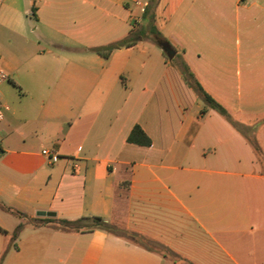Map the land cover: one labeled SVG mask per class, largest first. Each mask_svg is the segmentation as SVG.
Here are the masks:
<instances>
[{
	"label": "crops",
	"instance_id": "crops-1",
	"mask_svg": "<svg viewBox=\"0 0 264 264\" xmlns=\"http://www.w3.org/2000/svg\"><path fill=\"white\" fill-rule=\"evenodd\" d=\"M178 54L237 122L264 117V0H0V264H264V167ZM90 216L155 249L58 224Z\"/></svg>",
	"mask_w": 264,
	"mask_h": 264
},
{
	"label": "trees",
	"instance_id": "trees-1",
	"mask_svg": "<svg viewBox=\"0 0 264 264\" xmlns=\"http://www.w3.org/2000/svg\"><path fill=\"white\" fill-rule=\"evenodd\" d=\"M149 32L151 34H156L158 35L159 32L157 31L156 27L151 24L150 27L148 28ZM144 29H138L136 34H143ZM158 43L159 44H169L168 40H161L158 38ZM133 43L132 38H125L119 43L116 44V47L119 46H127L131 45ZM113 47H108L106 48L105 51L101 50L100 48H97L96 51L99 53H102L106 55L107 51L111 50ZM180 56V54H178ZM173 60V58H172ZM179 67V70L183 76V79L185 82L196 92V94L201 98V100L204 102L206 107L211 108L218 112L220 115H222L237 131H239L241 134L245 136L249 144L251 145L253 151L257 155V158L260 160L261 164L264 167V151L261 148L257 137H256V130L258 125L264 122V117L251 125H244L239 122H237L233 116L230 114V112L220 103L218 102L212 95H210L200 84V82L196 79L194 73L191 71L189 66L186 64L185 61L180 59V63L177 64ZM127 141L139 145H149L151 143L150 138L145 134V132L141 129V127L137 124H135L130 132L127 135ZM59 226L63 228H69V229H74V230H92L96 228H100L109 232L117 233L125 238L136 242L138 244H141L147 249L154 250L155 246L142 238L141 236H138L135 233L129 232L124 229H120L108 222H106L103 218L100 216H90V217H81L76 220H66V219H61L58 220ZM20 227V225H19ZM0 232L1 233H7V230L2 228L0 226ZM13 238L16 236V230L13 231L12 233Z\"/></svg>",
	"mask_w": 264,
	"mask_h": 264
},
{
	"label": "built area",
	"instance_id": "built-area-1",
	"mask_svg": "<svg viewBox=\"0 0 264 264\" xmlns=\"http://www.w3.org/2000/svg\"><path fill=\"white\" fill-rule=\"evenodd\" d=\"M7 79V73L5 70L0 66V83ZM3 119V107L1 102V94H0V121ZM43 153H49L47 150H42Z\"/></svg>",
	"mask_w": 264,
	"mask_h": 264
},
{
	"label": "water",
	"instance_id": "water-1",
	"mask_svg": "<svg viewBox=\"0 0 264 264\" xmlns=\"http://www.w3.org/2000/svg\"><path fill=\"white\" fill-rule=\"evenodd\" d=\"M162 48L165 50L166 54L169 57L173 56L174 51L166 44H162ZM37 215H52V212L49 211H37Z\"/></svg>",
	"mask_w": 264,
	"mask_h": 264
},
{
	"label": "rangeland",
	"instance_id": "rangeland-1",
	"mask_svg": "<svg viewBox=\"0 0 264 264\" xmlns=\"http://www.w3.org/2000/svg\"><path fill=\"white\" fill-rule=\"evenodd\" d=\"M173 61L176 63V64H179L180 63V56L178 55L177 57H174L173 58ZM16 92V91H14Z\"/></svg>",
	"mask_w": 264,
	"mask_h": 264
}]
</instances>
